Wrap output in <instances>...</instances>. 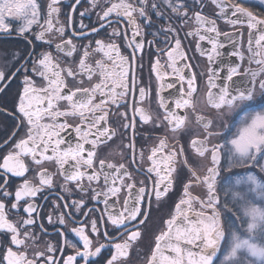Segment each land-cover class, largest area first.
Listing matches in <instances>:
<instances>
[{
	"label": "snow or ice",
	"instance_id": "obj_1",
	"mask_svg": "<svg viewBox=\"0 0 264 264\" xmlns=\"http://www.w3.org/2000/svg\"><path fill=\"white\" fill-rule=\"evenodd\" d=\"M84 2L102 7L95 24L83 22ZM61 6L62 0H50L44 13L38 0H0V33L25 40L10 66L0 68V94L19 78L14 123L0 139V264H130L133 250L140 255L152 204L160 207L173 196L172 214L154 235L147 264H264V11L256 10L264 8V0H209V5L205 0H72L64 6L63 22ZM206 6H212L213 18L203 14ZM164 19L168 24L157 27ZM218 20L233 31H222ZM121 22L131 28V39ZM190 22L195 27L185 35L198 37L196 48L210 65L207 105L214 110L211 117L195 116L199 131L177 111H195L197 76L188 75L191 65L182 63L188 55L179 36ZM160 36L163 43L169 44V36L174 43L150 54L155 57L149 60L150 75L155 73L164 113L153 115L137 106L136 93L142 102L148 91L138 86L132 69L142 72L145 45L160 43ZM205 41L206 50L200 44ZM125 43L131 49L127 55ZM229 45L228 57L241 63L229 59L214 67ZM161 56L171 69L170 81ZM167 90L175 93L168 91L165 98ZM137 124L152 125L148 137L157 129L161 133L147 168L129 170L130 164L100 156L119 134L121 143L128 141L127 159L135 163ZM185 139L187 147L181 143ZM56 175L66 195L57 194L52 211L44 213L37 197L48 199L44 193L56 189ZM73 196L78 198L65 202ZM93 200L104 205L95 217L96 209L88 207ZM78 215L88 219L68 229L67 222L76 224ZM38 218L53 229L64 226L56 231L60 239L43 240L49 229ZM67 249L72 253L65 257Z\"/></svg>",
	"mask_w": 264,
	"mask_h": 264
},
{
	"label": "flooded vegetation",
	"instance_id": "obj_2",
	"mask_svg": "<svg viewBox=\"0 0 264 264\" xmlns=\"http://www.w3.org/2000/svg\"><path fill=\"white\" fill-rule=\"evenodd\" d=\"M50 2V0H38V3L42 4V7L44 9V13H46V4ZM72 0H62V6H61V16L60 20L61 22L64 21V15L63 13L67 12L68 9L64 7L65 5L71 3ZM101 3H103V0H101ZM205 5H209V0H205ZM85 9L88 10V13L85 15L83 22L88 25L95 24L98 17L95 14L96 12H101L103 9L97 8V9H92L90 8L89 4L87 2H84L80 8L79 11H84ZM203 14L206 16H209L210 18L212 17V6H206L204 8ZM43 15V13H42ZM191 15V13H190ZM77 25L79 24L80 17L77 15L75 17ZM157 27H162L166 26L168 24V21L166 19L164 20H158L156 21ZM16 25V22L13 21V26ZM113 26H116L115 23ZM218 26L222 31L227 30L230 33L233 31L230 26L226 25L224 21L218 20ZM195 24L193 22H190L188 26L179 33V36L182 40V48L186 51L188 55V60L184 61L182 63H188L191 65V69L186 70L188 75H191L193 72L196 73L197 76V91L194 93L192 99L195 102V111H193L191 108L189 109H184V110H177L181 114H187L190 119L192 120V124L190 127L196 131H199L198 126L195 124V116L196 115H205L207 117H211L214 114V110L210 109V107L207 105V87H206V78H207V69L210 66L206 56H201L200 51L196 48V44L198 42V37H192V36H186L185 33L194 28ZM120 29H123L127 31L128 33V38L131 39V28L126 27V25L121 22L119 25ZM36 31H39V29H35ZM111 28H108V31L111 32ZM157 29L156 28H151L148 31L150 32H155ZM72 29L68 28V32L71 33ZM99 38V37H98ZM148 41L153 40L152 35H147L144 37ZM164 36L159 37L160 43L156 44L153 43L151 47L149 45H145V55L143 58V70L142 72L137 68L135 65H133V73L135 74L137 78V84L138 86H144L146 90L148 91V96L146 99H144L141 102V98L139 97L138 92L136 93L134 99L137 101V106L144 107L145 109H148L153 115H155L157 112H160L161 115H163V110L158 108V97L156 95V90H157V81L155 78V73H151L150 75V65H149V60L150 59H155L154 55L150 54H155L158 53L161 49H166L168 48L172 43H174L173 39L171 36H169V44L163 43L164 41ZM222 41L226 43V40L224 37L220 38ZM58 42L57 40L53 41V48L55 43ZM39 44V42H36ZM83 43H87L86 40L83 41ZM119 43V41H118ZM201 48L202 49H208L210 48V45L207 44V42H200ZM246 44V41H245ZM25 48V40L23 37H19L17 35H12V36H7L3 33H0V68H7L10 66V61L12 57V53L16 52L19 54V52L23 51ZM124 49L125 52L124 54L127 55L128 52L131 51V49H127L126 43L124 44ZM37 51H40V48L36 49ZM232 50L231 45L228 46L227 49H225V57L222 58L221 62L213 65L214 67H221L224 64H227L229 62V59L232 60L233 63H241L237 58H229L228 57V52ZM161 63L164 64V69L163 71L169 72V77L168 81L172 79L171 76V69L167 67V60L166 57L161 56ZM247 67L246 62L242 64V68ZM253 67H255L253 65ZM203 73V75H201ZM226 74L222 73V75ZM143 77V81L141 82L139 77ZM239 79V78H235ZM167 82V81H166ZM19 87V78L17 79L16 82H13L11 87L7 90V92L0 94V139H3L4 135L6 132L11 131L12 125L14 123L13 119V113L12 109L16 103V93L18 91ZM185 89L187 90V85L185 84ZM168 91H172L175 93V90H167L162 95L165 96V98L168 97ZM133 98H129L128 102L129 105H131ZM121 111H124V109H121ZM129 114H132V109L129 107L128 109ZM111 119H115V117H111ZM152 125L148 126H142L140 124H137L136 126V139H135V163H130V161L127 159L129 156V149L124 147V144H126L128 141L127 139L124 140L123 143H121L119 134L116 138L113 139V141L109 142L106 146L102 147L100 149V156L104 157L108 160H113L117 163L124 162L126 164H130L129 170L137 167H143L147 168L150 164V162L147 160L148 155L150 154V151L153 147H156L158 142H159V137L161 135L159 129L156 130V134H154L152 137L147 136V131L151 129ZM129 136L132 135V133H128ZM168 140L169 143H174L172 140V133L168 132ZM181 143L185 145V147L188 146L187 144V139L182 140ZM88 147V146H86ZM141 151L143 152V159H141L140 153ZM109 152L112 153V155H109ZM118 153H123V155H120ZM159 155V154H158ZM49 170L55 172L56 168L53 166H49ZM133 175L136 176V173L133 172ZM136 178L143 179L142 176H136ZM16 184H18L20 181L15 180L14 181ZM55 183L57 185L56 189L53 190L51 193L45 192L44 195L48 197L47 200L41 199L37 197V203L41 206V211L44 213H49L52 211L50 204L52 201L56 200L57 194L60 195H66L65 193L60 192L59 186L63 184V179L59 176H55ZM77 196L70 197L67 201V203H71L72 199H77ZM87 199V197H85ZM123 199V196L121 197V201ZM177 199V196H173L171 200H169L167 203L163 204L160 207H157L155 203L152 204L151 207V215L149 217L148 222L143 228V235L144 238L140 243V248L139 252L140 255H136V251L133 250L132 255L130 256V264H147V257L150 255V249L154 246V235L158 234V232L163 228V220L167 219L170 217L172 214L173 210V201ZM89 208H94L96 209V212L93 213V217L97 215H101L102 212L101 210L104 208V205L100 202L97 201H90L88 204ZM198 207V206H197ZM117 208H121V205L118 204ZM145 209L147 210V205L145 206ZM65 211H68L65 209ZM55 215H53V220H55ZM88 219L87 217L84 216H77L76 217V224H73L71 220L67 222V228L71 229L74 226H78L81 222L85 221ZM38 223H44L45 226L49 229V235L43 237V240H51L53 243H55L57 240L60 238L56 236V231L57 230H63L64 226H58V229H53L52 225H48L46 220H40L38 218ZM101 228L104 227L103 224L100 225ZM110 230V229H109ZM37 232L39 230L37 229ZM68 238L73 242L76 243L78 241V238L74 236V234L68 235ZM44 244L43 242L41 243L40 247L43 248ZM82 246V245H78ZM72 253L71 249H67L64 253L65 257L69 254ZM104 255H108V250H105ZM59 257H57L58 259Z\"/></svg>",
	"mask_w": 264,
	"mask_h": 264
},
{
	"label": "trees",
	"instance_id": "obj_3",
	"mask_svg": "<svg viewBox=\"0 0 264 264\" xmlns=\"http://www.w3.org/2000/svg\"><path fill=\"white\" fill-rule=\"evenodd\" d=\"M256 10H257V11H264V8H259V7H257Z\"/></svg>",
	"mask_w": 264,
	"mask_h": 264
}]
</instances>
